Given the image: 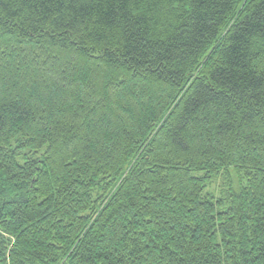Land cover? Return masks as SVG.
Instances as JSON below:
<instances>
[{"label":"trees","instance_id":"1","mask_svg":"<svg viewBox=\"0 0 264 264\" xmlns=\"http://www.w3.org/2000/svg\"><path fill=\"white\" fill-rule=\"evenodd\" d=\"M0 264H264V0H0Z\"/></svg>","mask_w":264,"mask_h":264},{"label":"rangeland","instance_id":"2","mask_svg":"<svg viewBox=\"0 0 264 264\" xmlns=\"http://www.w3.org/2000/svg\"><path fill=\"white\" fill-rule=\"evenodd\" d=\"M224 186V181L222 177L215 179V181L210 184L209 188L207 189L206 193L211 192L216 194L217 196L220 194Z\"/></svg>","mask_w":264,"mask_h":264}]
</instances>
